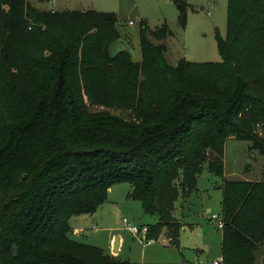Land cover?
<instances>
[{
  "label": "trees",
  "instance_id": "16d2710c",
  "mask_svg": "<svg viewBox=\"0 0 264 264\" xmlns=\"http://www.w3.org/2000/svg\"><path fill=\"white\" fill-rule=\"evenodd\" d=\"M116 23L0 0V264H131L70 238L122 182L156 218L148 239L177 246L175 204L204 168L223 178L226 141L264 157V0H227L217 62L169 64L165 25L141 24L140 61L112 55ZM221 219L217 264H257L264 181L223 180Z\"/></svg>",
  "mask_w": 264,
  "mask_h": 264
},
{
  "label": "rangeland",
  "instance_id": "374dc122",
  "mask_svg": "<svg viewBox=\"0 0 264 264\" xmlns=\"http://www.w3.org/2000/svg\"><path fill=\"white\" fill-rule=\"evenodd\" d=\"M186 3L184 24H181L172 0H29L30 6L39 11L95 10L114 14L117 33L138 61L141 60V24L151 30L162 25L168 28L171 36L167 39L168 53L165 57L172 65L180 59L196 63L220 61L215 32L222 37L226 35L227 0H186ZM130 21L134 23L133 26L128 24ZM115 51L111 49L110 52L113 54ZM223 163L226 178L214 177L204 168L194 191L184 197L187 199L191 195L188 207L181 206V198L177 200L174 216L182 224L177 246H166L164 238L160 237L151 239L149 244L142 243L124 225L117 222L111 202L117 203L121 208V218H126L138 227H150L156 223L155 217L144 214L140 202L128 200L130 186L123 182L110 187L106 201L93 214L71 219V227L77 230L74 240L94 246L104 255L112 257L109 249L111 235H120L123 244L114 259L131 264L216 262L221 255V229L210 216L215 214L221 218L223 180L264 181V157L250 151L248 142L235 138L227 140ZM208 210L210 212L206 213ZM162 234L167 237L165 228ZM263 263L264 242L257 259V264Z\"/></svg>",
  "mask_w": 264,
  "mask_h": 264
},
{
  "label": "crops",
  "instance_id": "0c3cea01",
  "mask_svg": "<svg viewBox=\"0 0 264 264\" xmlns=\"http://www.w3.org/2000/svg\"><path fill=\"white\" fill-rule=\"evenodd\" d=\"M50 11H56V10H54V9H52V10H50ZM57 12H59V11H57ZM64 12V11H63ZM166 44H167V40H166ZM167 53H168V48H167V52H166V55H167ZM170 64V63H169ZM172 65V64H171ZM175 65V64H174ZM230 139H233V138H229L228 140H230ZM254 156V155H253ZM246 170H248V169H246ZM227 176H225V174H223V178H226ZM252 182V181H251ZM109 191V190H108ZM128 198V197H127ZM129 201H131V202H133V200H130V199H128ZM190 202H191V195L189 196V198H187V199H185V198H181V206L183 207V208H185V207H188V205L190 204ZM111 207H112V209L114 210V213H115V215H116V220H117V222L119 223V218H121L120 216H119V214L122 212V210H121V208L117 205V203H113V202H111ZM175 206H176V204H175ZM175 211V210H174ZM210 212V210H208L206 213H209ZM174 214V213H173ZM174 216V215H173ZM76 217H79V216H76ZM72 218H75V217H72ZM71 218V219H72ZM71 219L69 220V225H70V221H71ZM174 219L177 221V222H179L180 224H181V222H180V220H178V218H175V216H174ZM144 226V225H143ZM181 226H182V224H181ZM70 227H71V225H70ZM148 227V226H147ZM93 228L94 229H96V227L95 226H93ZM181 229H182V227H181ZM71 233H70V238L71 239H75L74 238V236H76V231L77 230H75L74 228H72L71 227ZM109 230L110 231H112V228H109ZM113 230H115V228H113ZM129 231V230H128ZM181 231V230H180ZM116 237H118V246H117V253L120 251V249L122 248V244H123V239H122V237L120 236V235H116V234H112L111 235V238H110V243H109V249H110V255L112 256V257H114L115 258V256H116V254L117 253H113V244H114V241H115V238ZM160 238L161 239H163L164 238V243H165V245L166 246H171V244H170V242H169V239L164 235V234H161V236H160ZM74 241H76V240H74ZM77 242V241H76ZM217 261L216 262H212L211 264H214V263H219L220 262V260H221V255L219 256V257H217Z\"/></svg>",
  "mask_w": 264,
  "mask_h": 264
},
{
  "label": "built area",
  "instance_id": "2783aa9c",
  "mask_svg": "<svg viewBox=\"0 0 264 264\" xmlns=\"http://www.w3.org/2000/svg\"><path fill=\"white\" fill-rule=\"evenodd\" d=\"M130 26H133L134 23L133 22H129L128 23ZM210 219L212 221H216L217 222V225H218V228L221 229L223 227V222H222V219L219 218L217 215L215 214H212L210 216ZM119 223H121L122 225H124L134 236L138 237L139 240L142 242V243H146V244H149L152 242L151 239H148L147 235H148V227L147 226H136L132 223H130L126 218H119ZM214 264H217V263H214Z\"/></svg>",
  "mask_w": 264,
  "mask_h": 264
},
{
  "label": "water",
  "instance_id": "95a60500",
  "mask_svg": "<svg viewBox=\"0 0 264 264\" xmlns=\"http://www.w3.org/2000/svg\"><path fill=\"white\" fill-rule=\"evenodd\" d=\"M115 48H117L116 51H115ZM111 49L115 51L112 55L116 54L118 51H120V50H122V49H123V50H126V51L130 50V49L124 44V42H123L121 39H119L118 41L114 42V43L111 45V47H110V51H111ZM130 52H131V51H130ZM110 54H111V52H110ZM131 54H132V53H131ZM132 62H133V63H136V62H137V58H136L133 54H132ZM117 246H118V237L115 238V241H114V244H113V253H117Z\"/></svg>",
  "mask_w": 264,
  "mask_h": 264
}]
</instances>
